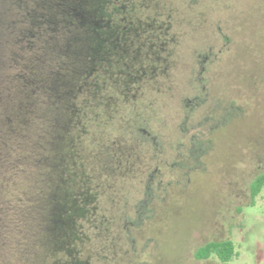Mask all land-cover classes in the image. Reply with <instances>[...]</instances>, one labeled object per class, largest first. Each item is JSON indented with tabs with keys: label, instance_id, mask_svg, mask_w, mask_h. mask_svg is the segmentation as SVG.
Wrapping results in <instances>:
<instances>
[{
	"label": "rangeland",
	"instance_id": "rangeland-1",
	"mask_svg": "<svg viewBox=\"0 0 264 264\" xmlns=\"http://www.w3.org/2000/svg\"><path fill=\"white\" fill-rule=\"evenodd\" d=\"M147 3L155 12L142 17L157 15L168 24L169 44L151 66L142 50L144 82L132 98L138 102L118 109L108 125L100 118L80 148L94 189L105 191L98 202L108 228L99 235L84 228L88 241L78 248L79 260L264 264V191L250 196L251 182L264 174V0ZM167 12L172 21L166 23ZM187 105L192 111L186 118ZM134 119L148 123V143L134 134ZM111 149L122 164L107 159ZM152 170V211L129 235L124 224ZM225 240L237 252L229 262L194 257L206 243ZM6 251L0 247V264L22 262Z\"/></svg>",
	"mask_w": 264,
	"mask_h": 264
},
{
	"label": "trees",
	"instance_id": "trees-1",
	"mask_svg": "<svg viewBox=\"0 0 264 264\" xmlns=\"http://www.w3.org/2000/svg\"><path fill=\"white\" fill-rule=\"evenodd\" d=\"M147 1L0 0V247L20 264H87L78 256L88 241L84 228L97 235L108 228L98 202L105 191L94 189L80 148L100 118L108 125L118 109L138 102L132 98L144 82L142 50L149 66L166 51L170 27L157 15L142 17L156 9ZM138 121L134 134L148 143L149 125ZM107 159L120 165L113 149ZM154 171L124 224L129 235L152 211ZM262 191L264 174L251 182V199ZM236 255L229 240L194 253L221 263Z\"/></svg>",
	"mask_w": 264,
	"mask_h": 264
},
{
	"label": "flooded vegetation",
	"instance_id": "flooded-vegetation-1",
	"mask_svg": "<svg viewBox=\"0 0 264 264\" xmlns=\"http://www.w3.org/2000/svg\"><path fill=\"white\" fill-rule=\"evenodd\" d=\"M158 54V53H157Z\"/></svg>",
	"mask_w": 264,
	"mask_h": 264
}]
</instances>
